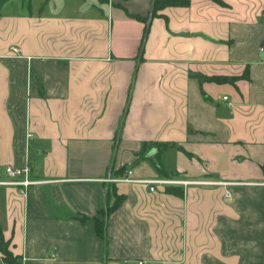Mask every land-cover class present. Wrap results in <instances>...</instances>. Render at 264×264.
I'll list each match as a JSON object with an SVG mask.
<instances>
[{
  "label": "crops",
  "instance_id": "1",
  "mask_svg": "<svg viewBox=\"0 0 264 264\" xmlns=\"http://www.w3.org/2000/svg\"><path fill=\"white\" fill-rule=\"evenodd\" d=\"M0 3V264H264V0Z\"/></svg>",
  "mask_w": 264,
  "mask_h": 264
},
{
  "label": "built area",
  "instance_id": "2",
  "mask_svg": "<svg viewBox=\"0 0 264 264\" xmlns=\"http://www.w3.org/2000/svg\"><path fill=\"white\" fill-rule=\"evenodd\" d=\"M262 19L264 20V10L261 14ZM15 52L18 50L17 48L13 49ZM261 50H264V48H261ZM226 98V97H224ZM30 173V166L28 164H24L23 166H13V165H7L5 167V174L7 176L6 180H0V185H13V186H20L21 189H25L28 186L36 183L37 181L31 180L29 177ZM128 174L130 171L127 172ZM113 181H133L138 182L144 185L149 186V190L153 191L154 186L157 184H181V185H190V184H229L228 182H211V181H193V180H179V179H129L128 175L111 179ZM123 264H130V262H124ZM135 264H148L145 261L138 260L135 262Z\"/></svg>",
  "mask_w": 264,
  "mask_h": 264
},
{
  "label": "trees",
  "instance_id": "3",
  "mask_svg": "<svg viewBox=\"0 0 264 264\" xmlns=\"http://www.w3.org/2000/svg\"><path fill=\"white\" fill-rule=\"evenodd\" d=\"M23 1H29V0H23ZM218 1V0H217ZM189 2V0H154V3H153V15H156V10L159 8V7H163V6H167V5H187ZM1 4V3H0ZM160 168V166L158 167V169ZM167 191L168 192H175L174 189L170 186H167ZM108 193V191H107ZM106 193V195H107ZM108 196H106L107 198ZM120 202H121V198L119 196H116V200L115 202L112 204V205H109V203H106L105 204V208H103L102 210V215H103V218H105L106 215H108L111 211H113L114 209H116L119 205H120ZM103 225H104V219L103 220H96V229H97V232L103 236L104 238V235H103ZM0 248H1V251H3V254L4 256L6 257V259L8 260V257L11 255V253L8 252L7 250V247L4 245L1 237H0ZM11 261V260H9Z\"/></svg>",
  "mask_w": 264,
  "mask_h": 264
},
{
  "label": "water",
  "instance_id": "4",
  "mask_svg": "<svg viewBox=\"0 0 264 264\" xmlns=\"http://www.w3.org/2000/svg\"><path fill=\"white\" fill-rule=\"evenodd\" d=\"M151 15H152V10H151L150 13H149V17H151ZM154 151H155V150L152 149V150H151V153L154 152ZM149 156H150V155H149ZM113 158H114V156H113ZM113 158H112V159H113ZM154 160H155V159H154Z\"/></svg>",
  "mask_w": 264,
  "mask_h": 264
},
{
  "label": "rangeland",
  "instance_id": "5",
  "mask_svg": "<svg viewBox=\"0 0 264 264\" xmlns=\"http://www.w3.org/2000/svg\"><path fill=\"white\" fill-rule=\"evenodd\" d=\"M168 179H170V178H168ZM172 179V178H171Z\"/></svg>",
  "mask_w": 264,
  "mask_h": 264
}]
</instances>
